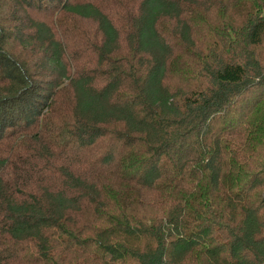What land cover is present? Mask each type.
<instances>
[{"label": "trees", "instance_id": "obj_1", "mask_svg": "<svg viewBox=\"0 0 264 264\" xmlns=\"http://www.w3.org/2000/svg\"><path fill=\"white\" fill-rule=\"evenodd\" d=\"M0 264H264V0H0Z\"/></svg>", "mask_w": 264, "mask_h": 264}, {"label": "rangeland", "instance_id": "obj_2", "mask_svg": "<svg viewBox=\"0 0 264 264\" xmlns=\"http://www.w3.org/2000/svg\"><path fill=\"white\" fill-rule=\"evenodd\" d=\"M83 27L86 28V29L91 30V28L93 27V25H91V24H84ZM76 51L78 52V50H76Z\"/></svg>", "mask_w": 264, "mask_h": 264}]
</instances>
